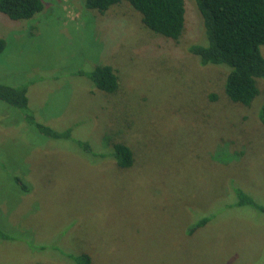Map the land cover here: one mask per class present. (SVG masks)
Here are the masks:
<instances>
[{
	"label": "rangeland",
	"instance_id": "rangeland-1",
	"mask_svg": "<svg viewBox=\"0 0 264 264\" xmlns=\"http://www.w3.org/2000/svg\"><path fill=\"white\" fill-rule=\"evenodd\" d=\"M42 1L31 18L0 12V82L26 85L35 119L70 134L39 133L0 101V216L28 232L0 240V264H73L67 253L81 250L91 264H264V211L230 205L234 186L264 205V80L249 105L227 97V68L187 49L202 37L193 0V30L175 40L126 2L101 13ZM104 63L114 92L78 73ZM109 141L130 147L131 165L102 152ZM20 174L27 192L14 188Z\"/></svg>",
	"mask_w": 264,
	"mask_h": 264
},
{
	"label": "trees",
	"instance_id": "trees-1",
	"mask_svg": "<svg viewBox=\"0 0 264 264\" xmlns=\"http://www.w3.org/2000/svg\"><path fill=\"white\" fill-rule=\"evenodd\" d=\"M81 4L99 12L107 11L112 5L126 2L140 16L142 24L164 39H178L188 31H192L190 3L188 0H80ZM201 17L202 37L189 43L187 49L197 56L201 64L223 65L227 68L224 92L234 102L249 105L259 94L258 79L264 80V56L260 46L264 45V0H193ZM42 0H0V12L9 19H27L41 11ZM189 9V10H188ZM206 40V41H205ZM5 40L0 38V51ZM86 75L95 88L114 92L118 87V75L109 64H97L88 70H78ZM0 101L25 110L26 119L42 134L61 138L68 136L67 131H60L35 119L28 109L26 85H10L0 82ZM257 116L264 125V92L258 105ZM87 143V142H86ZM88 145V143H87ZM86 145V146H87ZM89 147V145H88ZM102 151L115 160L118 167L131 165L132 150L121 141H109ZM22 174L12 175L15 189L27 192L29 185ZM231 206L248 205L264 211L252 194L234 186ZM189 225V235L197 228L211 221L212 213L198 215ZM191 218L190 220H192ZM28 234L9 227L0 216V240H10L18 235ZM20 237V238H21ZM27 237V236H25ZM26 239V238H23ZM33 245L30 239L25 241ZM66 258L73 264H91L92 257L88 251H71Z\"/></svg>",
	"mask_w": 264,
	"mask_h": 264
}]
</instances>
